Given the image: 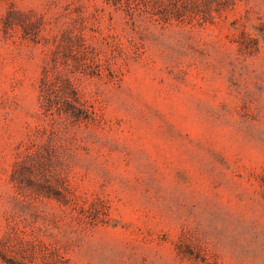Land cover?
Here are the masks:
<instances>
[{
    "label": "rangeland",
    "instance_id": "obj_1",
    "mask_svg": "<svg viewBox=\"0 0 264 264\" xmlns=\"http://www.w3.org/2000/svg\"><path fill=\"white\" fill-rule=\"evenodd\" d=\"M7 261L264 264V0H0Z\"/></svg>",
    "mask_w": 264,
    "mask_h": 264
},
{
    "label": "trees",
    "instance_id": "obj_2",
    "mask_svg": "<svg viewBox=\"0 0 264 264\" xmlns=\"http://www.w3.org/2000/svg\"><path fill=\"white\" fill-rule=\"evenodd\" d=\"M41 82H42V84H41L42 87H40V93H41L42 98L44 100H46L47 96H48V88L46 87L47 82L44 79H42ZM66 107H67L66 111H68V110L71 111L72 112L71 114H72L73 117H76L77 119L79 118L78 114H81L82 109L76 107L75 105H73L71 103H67ZM7 263L8 264H13V263H11L9 261H7Z\"/></svg>",
    "mask_w": 264,
    "mask_h": 264
}]
</instances>
